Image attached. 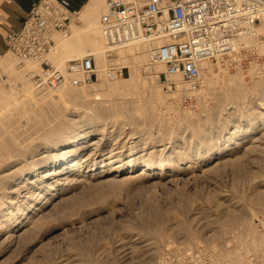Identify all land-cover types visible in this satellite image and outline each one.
I'll use <instances>...</instances> for the list:
<instances>
[{"label": "rangeland", "instance_id": "rangeland-1", "mask_svg": "<svg viewBox=\"0 0 264 264\" xmlns=\"http://www.w3.org/2000/svg\"><path fill=\"white\" fill-rule=\"evenodd\" d=\"M102 9L83 21L64 10L69 33L54 32L45 59L64 70L90 52ZM124 49L121 59L92 50L96 80L77 72L71 91L36 88L38 59L0 58V264H164L187 250L237 264L259 248L264 58H216L195 89H177L164 66L158 80L155 63L149 73L146 55L132 62ZM115 64L124 73L110 79Z\"/></svg>", "mask_w": 264, "mask_h": 264}, {"label": "built area", "instance_id": "built-area-1", "mask_svg": "<svg viewBox=\"0 0 264 264\" xmlns=\"http://www.w3.org/2000/svg\"><path fill=\"white\" fill-rule=\"evenodd\" d=\"M69 0H38L21 28L8 35V49L18 58L40 60V72L32 82L40 90H54L64 73L80 72L86 84L97 78L96 61L90 52L66 60L64 70L45 59L54 48V32L69 33L70 18L64 13ZM70 11V10H69ZM75 12V11H73ZM106 56L139 44L150 64L161 63L163 74H179L195 89L202 62L220 57L251 64L264 58V0H103L97 17ZM124 66L107 67L105 75L123 76ZM157 73L159 80L160 74ZM252 226L262 235L258 249L245 252L237 264H264V211ZM164 264H217L208 250H187Z\"/></svg>", "mask_w": 264, "mask_h": 264}, {"label": "bare ground", "instance_id": "bare-ground-1", "mask_svg": "<svg viewBox=\"0 0 264 264\" xmlns=\"http://www.w3.org/2000/svg\"><path fill=\"white\" fill-rule=\"evenodd\" d=\"M103 5V0H87L85 2V4L83 5V7L78 11L76 12V19H79L81 21H83L85 18L91 16V15H94L96 12H98L100 10V8L102 7ZM66 10V9H65ZM69 13V12H68ZM72 14V13H71ZM74 14V13H73ZM74 26L73 30H71L72 33H75V23L74 22H71V26ZM101 36L98 34V30L96 29V27H92L90 28V33H89V37H88V41L90 42V45H91V49L94 51V53H96V55H98V57H100L101 59H103L105 57V52L104 50L102 49V43H101ZM90 49V50H91ZM56 50H58V52L60 51V48H57ZM91 50V51H92ZM54 51V50H53ZM90 51V52H91ZM92 51V52H93ZM124 51L126 53H128V55H132V62H135L136 60H142L144 59V56L146 55V53L144 52V48L142 45H139V44H131L129 46H127ZM62 52V51H60ZM91 52V53H92ZM141 52V53H140ZM117 53H119V56L120 57L119 59L123 58V57H126L125 54H123L124 52L122 50H119ZM123 54V55H122ZM99 58V59H100ZM5 60V64L10 66L9 64H13L14 62H12V58L11 60L9 59H4ZM4 62V61H2ZM21 62V61H20ZM30 62V61H29ZM208 62L209 61H204L202 62V65H201V68H200V74H201V69H204L203 71V77H204V81H205V76L210 73V66L208 65ZM24 63H25V60H24ZM22 64V62H21ZM30 63H25V65H29ZM4 65V64H3ZM20 65V64H19ZM5 66V65H4ZM3 66V67H4ZM154 66L156 67V70L153 72V76L157 78V73H159L160 71H163L162 69V64L161 63H155ZM66 76L64 77V81L59 85L61 86L62 88H64L65 90L67 91H71V90H74L79 82H80V77L78 76V73L75 72V71H69V72H66L65 73ZM167 77L168 78H173L175 79V86L177 89H188V87L190 88V86H187L188 84L184 83L182 80H184L179 74H169V73H166ZM135 76V75H134ZM136 78H138V75L135 76ZM214 77V76H213ZM181 79V81H179ZM177 80V81H176ZM208 80V79H207ZM214 80H215V77H214ZM207 82V81H206ZM120 83H118L117 81H113V84L111 86V88H119ZM147 84V83H145ZM144 84L145 88H146V85ZM150 84V83H149ZM149 84H147V88L150 87L148 86ZM209 83H207L208 85ZM155 88V87H154ZM199 88V86H198ZM192 89V88H191ZM203 90V89H202ZM197 91V90H196ZM205 91H206V88H205ZM204 91V92H205ZM207 92V91H206ZM204 94H208V93H204ZM133 101V100H132ZM261 103V102H259ZM87 111V110H86ZM89 112V111H88ZM130 112V111H129ZM91 113V112H90ZM259 115V114H258ZM261 114H260V118H261ZM243 117H244V114H243ZM263 119V118H262ZM132 120V119H131ZM253 121V120H252ZM127 123V122H126ZM131 123V122H130ZM62 124H59L57 128H60ZM68 125V124H67ZM66 125V127H67ZM131 125V124H130ZM134 125V124H133ZM238 127V125H237ZM240 127V126H239ZM238 127V128H239ZM246 127V126H245ZM261 127V126H260ZM237 128V129H238ZM247 128V127H246ZM249 128V127H248ZM61 129V128H60ZM251 129V128H250ZM235 130V129H234ZM247 130V129H246ZM249 130V129H248ZM238 131V130H237ZM246 132V131H245ZM247 135V134H246ZM59 137V136H58ZM60 138V137H59ZM57 138L56 141H59L60 139ZM63 139V138H62ZM74 142H76V139H65V141H63V145H70ZM91 143V142H90ZM88 143V144H90ZM96 146V145H95ZM113 147V146H112ZM120 147V146H119ZM118 149V148H117ZM144 150V149H143ZM111 151V150H110ZM143 152V151H142ZM112 153V152H111ZM109 154V153H108ZM117 154V153H115ZM110 155V156H109ZM108 157H112L111 161H114L116 159H113V156L114 154H109ZM58 161V159H55V162ZM63 162V161H62ZM50 165V164H49ZM60 165V164H59ZM147 168H150L149 164H146ZM51 166V165H50ZM53 166V165H52ZM121 166V165H120ZM49 167V166H48ZM121 168V167H120ZM57 169V168H56ZM66 169V168H65ZM58 170V169H57ZM51 171V172H54V173H51V174H57V172L59 173V171ZM120 169H117V171H119ZM50 172V171H49ZM48 172V173H49ZM61 174V173H60ZM51 187V186H50ZM256 203H262L264 204V191L263 192H260L256 195V198H255Z\"/></svg>", "mask_w": 264, "mask_h": 264}, {"label": "crops", "instance_id": "crops-1", "mask_svg": "<svg viewBox=\"0 0 264 264\" xmlns=\"http://www.w3.org/2000/svg\"><path fill=\"white\" fill-rule=\"evenodd\" d=\"M38 0H0V58L8 51L9 41L8 35L11 32L21 28L31 6ZM87 0H69L68 9H76L81 6L78 12ZM84 2V3H83Z\"/></svg>", "mask_w": 264, "mask_h": 264}]
</instances>
